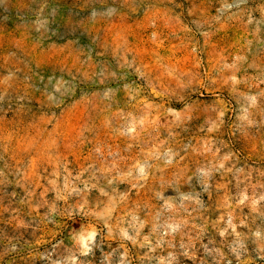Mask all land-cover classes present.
I'll use <instances>...</instances> for the list:
<instances>
[{
	"label": "rangeland",
	"instance_id": "obj_1",
	"mask_svg": "<svg viewBox=\"0 0 264 264\" xmlns=\"http://www.w3.org/2000/svg\"><path fill=\"white\" fill-rule=\"evenodd\" d=\"M0 264H264V0H0Z\"/></svg>",
	"mask_w": 264,
	"mask_h": 264
}]
</instances>
